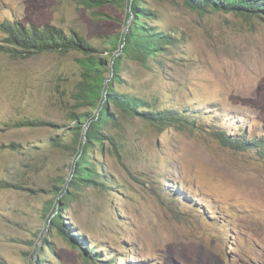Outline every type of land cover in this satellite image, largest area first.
Returning a JSON list of instances; mask_svg holds the SVG:
<instances>
[{
  "label": "rangeland",
  "instance_id": "374dc122",
  "mask_svg": "<svg viewBox=\"0 0 264 264\" xmlns=\"http://www.w3.org/2000/svg\"><path fill=\"white\" fill-rule=\"evenodd\" d=\"M79 1L0 0V44L3 25L21 21L117 54L128 0L95 10ZM143 3L171 43L163 66L124 56L116 88L186 121L159 126L110 105L113 142L90 154L104 185L69 189L66 226L81 247L49 221L80 147L82 55L0 53V264H264V21L182 0Z\"/></svg>",
  "mask_w": 264,
  "mask_h": 264
},
{
  "label": "trees",
  "instance_id": "16d2710c",
  "mask_svg": "<svg viewBox=\"0 0 264 264\" xmlns=\"http://www.w3.org/2000/svg\"><path fill=\"white\" fill-rule=\"evenodd\" d=\"M191 10L205 13L208 11L233 13L245 20L260 19L264 21V0H182ZM80 4L89 9H99L110 3H119L123 0H80ZM130 11L127 16L128 29L121 35L114 37L111 42L113 48L118 45L122 49L117 54L105 56V52L94 46L86 38L77 32L66 33L61 28L46 25L39 28L35 25L23 24L21 21L8 22L3 25L7 34L5 43L0 44V53L10 57L29 58L35 54L44 53H69L72 51L80 53L78 58L82 70L81 81L74 94L76 109L85 108V112L73 111L75 122L74 134L76 143H79L76 164L72 171L70 182H65L66 187L56 188L59 191V199L55 204L56 211L49 221L51 229H56L59 234L73 246L81 247L66 226V208L69 205L73 193L71 187L79 185L91 186L104 185L99 182V163H96L90 155L96 148L104 149L107 141L113 142L112 136L106 133V128L116 120L111 113L110 105L113 104L126 115L139 117L143 120L159 125L168 126L186 121L182 119L179 112L168 109H158L151 101L142 97L121 93L116 84L121 83V66L124 56H134L147 67L152 58L154 63L163 66L160 57L168 51L171 43L164 33L159 32L151 26L148 21L154 15L144 5L143 0H128ZM150 70H155L149 68ZM161 74L166 72L163 68ZM20 127L34 126V122H22ZM227 132L222 140L226 143ZM234 146V144H233ZM234 147H239V142ZM104 164L103 159H99ZM41 248H37L39 251ZM90 248V256L94 258ZM34 264H46L43 258H37Z\"/></svg>",
  "mask_w": 264,
  "mask_h": 264
}]
</instances>
